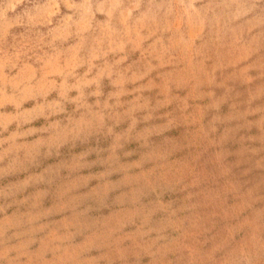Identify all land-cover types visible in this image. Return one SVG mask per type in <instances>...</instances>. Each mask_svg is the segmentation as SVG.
Segmentation results:
<instances>
[{"label": "rangeland", "instance_id": "374dc122", "mask_svg": "<svg viewBox=\"0 0 264 264\" xmlns=\"http://www.w3.org/2000/svg\"><path fill=\"white\" fill-rule=\"evenodd\" d=\"M0 264H264V0H0Z\"/></svg>", "mask_w": 264, "mask_h": 264}]
</instances>
